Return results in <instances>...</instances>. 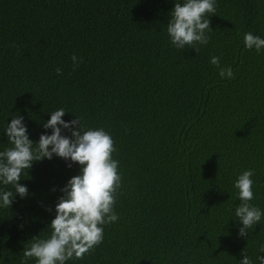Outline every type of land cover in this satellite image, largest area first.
<instances>
[{
	"label": "trees",
	"instance_id": "trees-1",
	"mask_svg": "<svg viewBox=\"0 0 264 264\" xmlns=\"http://www.w3.org/2000/svg\"><path fill=\"white\" fill-rule=\"evenodd\" d=\"M173 6L0 0V150L10 146L3 129L13 116H23L38 141L58 108L69 111L63 119L77 115L85 130L103 128L114 141L118 220L67 264H239L242 249L258 264L264 219L238 236L233 182L254 169L250 203L264 210V51L243 44L246 32L264 38V0H216L210 41L197 51L170 44ZM212 56L233 79L220 78ZM78 171L54 157L22 175L29 196L0 209V264H22L31 238L50 236L59 189Z\"/></svg>",
	"mask_w": 264,
	"mask_h": 264
},
{
	"label": "clouds",
	"instance_id": "clouds-1",
	"mask_svg": "<svg viewBox=\"0 0 264 264\" xmlns=\"http://www.w3.org/2000/svg\"><path fill=\"white\" fill-rule=\"evenodd\" d=\"M215 4L216 0H174L166 27L170 44L179 50L190 46L195 51L196 45H207L210 41L207 33L212 30L207 14L215 13ZM243 44L248 50L264 51V38L251 32L244 33ZM71 59L75 66L81 62L76 55ZM210 63L219 69L221 79L234 78L230 66L221 67L220 57L212 56ZM56 71L60 74L61 69ZM66 113L69 111L64 108L51 111L50 118L42 123L45 131L38 141L29 138L21 115L13 116L3 129L10 146L0 150V209L10 208L17 194L21 199L29 196V189L20 181L22 175H28L34 161L59 157L69 168L79 165L78 174L59 189L61 195L55 203V215L47 225L50 236L32 237L29 246L23 247L22 264L28 259H35V264H67L74 258L81 259L103 241V226L118 220L114 205L121 175L119 161L112 156L116 151L114 141L103 128L85 130L81 118L75 114L73 119H63ZM47 130H51L50 133ZM254 175V169H247L233 182L240 201L235 206L233 220L242 238H247L248 231L264 219V210L250 203L254 199ZM8 185L11 190L2 187ZM46 210L53 211L52 208ZM262 253L264 242L257 248L258 264H264ZM241 255L239 264H254L243 249Z\"/></svg>",
	"mask_w": 264,
	"mask_h": 264
}]
</instances>
